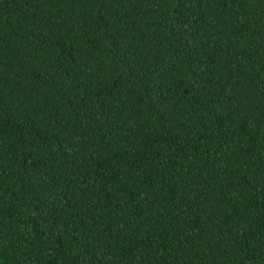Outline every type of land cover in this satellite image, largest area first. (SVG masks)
Wrapping results in <instances>:
<instances>
[{
	"label": "trees",
	"instance_id": "obj_1",
	"mask_svg": "<svg viewBox=\"0 0 264 264\" xmlns=\"http://www.w3.org/2000/svg\"><path fill=\"white\" fill-rule=\"evenodd\" d=\"M0 264H264V0H0Z\"/></svg>",
	"mask_w": 264,
	"mask_h": 264
}]
</instances>
